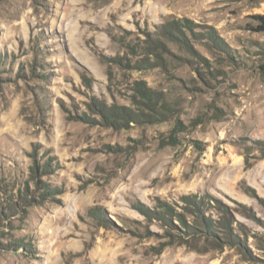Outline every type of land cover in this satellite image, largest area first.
Masks as SVG:
<instances>
[{
  "label": "rangeland",
  "instance_id": "rangeland-1",
  "mask_svg": "<svg viewBox=\"0 0 264 264\" xmlns=\"http://www.w3.org/2000/svg\"><path fill=\"white\" fill-rule=\"evenodd\" d=\"M259 17L0 0V264H264Z\"/></svg>",
  "mask_w": 264,
  "mask_h": 264
},
{
  "label": "trees",
  "instance_id": "trees-1",
  "mask_svg": "<svg viewBox=\"0 0 264 264\" xmlns=\"http://www.w3.org/2000/svg\"><path fill=\"white\" fill-rule=\"evenodd\" d=\"M259 19L261 20L262 27L264 28V17H259ZM211 40H213V39L211 38ZM213 43L216 44V40L215 39L213 40ZM260 69H261L262 73L264 74V64L261 65ZM83 79L85 81H89V78H88L87 75H84L83 76ZM256 145H258L259 147H261V149L264 151V142H257ZM245 164H246V169H250L253 166V163L251 162V159H250L249 156H246V158H245ZM38 172H39V170H34L35 175H37ZM43 189H44V192L43 193L44 194H47L48 193V187H44ZM1 220H2V218L0 217V223H1Z\"/></svg>",
  "mask_w": 264,
  "mask_h": 264
}]
</instances>
